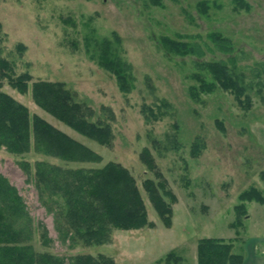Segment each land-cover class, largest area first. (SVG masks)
Wrapping results in <instances>:
<instances>
[{
    "label": "rangeland",
    "instance_id": "rangeland-1",
    "mask_svg": "<svg viewBox=\"0 0 264 264\" xmlns=\"http://www.w3.org/2000/svg\"><path fill=\"white\" fill-rule=\"evenodd\" d=\"M0 0V60L13 76L32 77L25 93L1 79L0 90L29 111L98 154L100 163H67L34 152L18 157L0 150V175L13 186L26 207L38 253L69 259L104 255L115 264H197L201 239L259 242L264 248V206L240 201L251 188L264 198V0ZM200 2L207 5L201 13ZM227 38L215 45L209 35ZM163 37L187 43L181 57L163 47ZM109 44H105V42ZM23 51H22V49ZM170 52V53H169ZM118 58L129 73L128 91L119 89L104 60ZM223 62L244 87L236 100L229 90H201L212 82L204 63ZM61 82L96 116L110 123L113 140L103 147L83 137L40 109L32 83ZM146 148L168 182L177 202L165 226L143 188L152 178L140 154ZM37 161L72 169L99 168L114 161L135 178L152 229H112L111 242L86 247L62 242L55 217L42 205L33 181L20 163ZM245 206L239 217L235 208ZM43 231L50 240L43 245ZM260 253V252H259ZM171 264H176L171 261Z\"/></svg>",
    "mask_w": 264,
    "mask_h": 264
},
{
    "label": "trees",
    "instance_id": "trees-1",
    "mask_svg": "<svg viewBox=\"0 0 264 264\" xmlns=\"http://www.w3.org/2000/svg\"><path fill=\"white\" fill-rule=\"evenodd\" d=\"M239 7L249 9L244 0H234ZM201 13H207V5L200 2ZM211 41L222 48L229 47L227 38L218 33L209 35ZM163 47L181 57L192 50L187 43L163 37ZM109 44V42H105ZM22 49V48H21ZM23 51V49H22ZM169 52V53H170ZM102 66L115 76L119 89L128 91L129 73L126 64L118 58L104 60ZM212 74V82L199 79L203 92L216 87L232 92L237 101L243 96L244 87L223 62L204 63ZM25 93L32 77L23 73L13 76L12 66L0 60V82ZM1 88V83H0ZM34 103L44 112L66 125L79 135L100 146L110 147L113 140L111 125L97 118L86 103L75 100L76 95L61 82L37 81L32 83ZM23 157L29 153L57 158L67 163H100L101 157L83 144L72 139L38 116H30L22 104L0 90V150ZM140 159L152 178H145L142 188L153 209L170 226L172 205L177 202L168 182L155 164L148 149L144 148ZM21 169L33 181L42 205L55 217V225L62 242L80 241L86 247L101 246L111 242L112 229L135 231L152 229L146 206L130 171L119 163L108 162L99 168H67L37 161L32 167L25 161ZM264 182V173L262 175ZM240 201L257 202L264 206V198L256 189L243 192ZM237 222L245 215V206L235 208ZM26 207L16 189L0 175V264H115L104 255H78L67 258L49 253H38L32 241V223ZM43 245L50 243L47 232L40 236ZM197 264H242L243 257L233 251V242L223 239H201L197 243ZM166 262H181V258L169 253Z\"/></svg>",
    "mask_w": 264,
    "mask_h": 264
},
{
    "label": "crops",
    "instance_id": "crops-1",
    "mask_svg": "<svg viewBox=\"0 0 264 264\" xmlns=\"http://www.w3.org/2000/svg\"><path fill=\"white\" fill-rule=\"evenodd\" d=\"M233 242V251L235 250L236 239H228ZM259 242H247L241 245L240 254L243 257L242 264H264V248L259 251ZM260 244L264 245V239L260 240ZM260 252V253H259Z\"/></svg>",
    "mask_w": 264,
    "mask_h": 264
}]
</instances>
